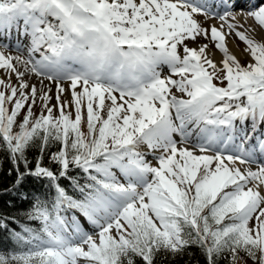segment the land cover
<instances>
[{"label":"snow or ice","instance_id":"6c2138e0","mask_svg":"<svg viewBox=\"0 0 264 264\" xmlns=\"http://www.w3.org/2000/svg\"><path fill=\"white\" fill-rule=\"evenodd\" d=\"M257 29L264 0H0L3 193L29 204L0 214V264H163L192 247L264 264Z\"/></svg>","mask_w":264,"mask_h":264},{"label":"trees","instance_id":"16d2710c","mask_svg":"<svg viewBox=\"0 0 264 264\" xmlns=\"http://www.w3.org/2000/svg\"><path fill=\"white\" fill-rule=\"evenodd\" d=\"M33 153L32 155H36ZM32 156H30V159ZM12 167L10 160L6 158L5 153H0V214L5 216L17 217L18 219L23 218V213L29 207L27 201L19 199L17 196L4 194L3 190L9 188L14 180V174L10 176L8 170ZM29 189L33 186L27 185ZM5 233L0 232V245H5ZM242 258L245 257L243 252L239 253ZM250 259V258H247ZM251 260V259H250ZM252 261V260H251ZM163 264H206L205 258L199 249L192 247L186 250L182 257L178 256L175 260L163 261ZM222 264H228L227 260L222 261ZM239 264V260L237 261Z\"/></svg>","mask_w":264,"mask_h":264},{"label":"bare ground","instance_id":"6f19581e","mask_svg":"<svg viewBox=\"0 0 264 264\" xmlns=\"http://www.w3.org/2000/svg\"><path fill=\"white\" fill-rule=\"evenodd\" d=\"M216 3L218 4L219 3V0H216ZM219 9H217L218 11ZM212 23H216L218 24L219 21L218 20H210V24ZM248 24L249 25H252L253 24V21L249 20L248 21ZM256 35L257 37H264V32H260L259 29H257V32H256ZM201 43H204V42H201ZM228 46L230 48V51L233 52V54H235L237 57H244V50L240 48L239 46V43L237 41V39H235L234 37L230 40H228ZM210 49L213 53V56H214V59L219 61L221 58H222V53H220L218 50H216L213 46H210Z\"/></svg>","mask_w":264,"mask_h":264},{"label":"rangeland","instance_id":"374dc122","mask_svg":"<svg viewBox=\"0 0 264 264\" xmlns=\"http://www.w3.org/2000/svg\"><path fill=\"white\" fill-rule=\"evenodd\" d=\"M198 19H199L201 22H203L205 18H204L203 16H200V17H198ZM207 23L210 24V20H208ZM234 38H235V37H234ZM258 38H259V37H258ZM235 39H237L240 48L244 50L245 47H246L245 44H244L243 42L239 41L238 38H235ZM201 42H204V41H203V40H199V41H198V43H201ZM210 46H212V45L210 44ZM12 51L15 52V48H13ZM244 54H245L244 57H238V58L241 60V63H246V62L248 61V59H249L248 55H247L246 53H244ZM12 79H13V82H15V77H13ZM37 111H39L38 108H37ZM240 257H241V256H240ZM241 258H242V257H241ZM239 264H245V259H239ZM246 264H253V262H252L250 259H246Z\"/></svg>","mask_w":264,"mask_h":264}]
</instances>
